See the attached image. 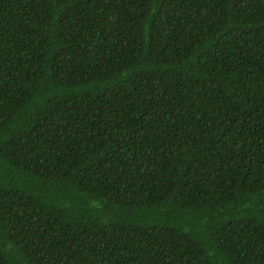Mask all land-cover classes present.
Segmentation results:
<instances>
[{
    "label": "trees",
    "instance_id": "obj_1",
    "mask_svg": "<svg viewBox=\"0 0 264 264\" xmlns=\"http://www.w3.org/2000/svg\"><path fill=\"white\" fill-rule=\"evenodd\" d=\"M0 264H264V0H0Z\"/></svg>",
    "mask_w": 264,
    "mask_h": 264
}]
</instances>
